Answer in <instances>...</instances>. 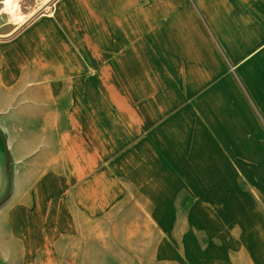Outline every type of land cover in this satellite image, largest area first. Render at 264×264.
<instances>
[{
  "label": "crops",
  "instance_id": "obj_1",
  "mask_svg": "<svg viewBox=\"0 0 264 264\" xmlns=\"http://www.w3.org/2000/svg\"><path fill=\"white\" fill-rule=\"evenodd\" d=\"M5 1L0 264H264V0Z\"/></svg>",
  "mask_w": 264,
  "mask_h": 264
},
{
  "label": "rangeland",
  "instance_id": "obj_2",
  "mask_svg": "<svg viewBox=\"0 0 264 264\" xmlns=\"http://www.w3.org/2000/svg\"><path fill=\"white\" fill-rule=\"evenodd\" d=\"M60 0H56L51 10ZM30 12H35L41 7L42 0H33ZM21 5V4H20ZM18 5L17 8L20 6ZM23 13V7L20 6ZM49 10L45 15L50 14ZM37 12V11H36ZM16 23L19 21L14 20ZM105 233H103V236ZM117 239H109L108 237H98L96 240L87 242H80V251L77 256H64L63 264H149L148 257L144 254H137V248L143 246L146 251L151 246L150 240L135 241L120 238L126 236L125 231L118 234ZM99 236V235H98ZM90 253V254H88ZM90 257V258H89Z\"/></svg>",
  "mask_w": 264,
  "mask_h": 264
},
{
  "label": "bare ground",
  "instance_id": "obj_3",
  "mask_svg": "<svg viewBox=\"0 0 264 264\" xmlns=\"http://www.w3.org/2000/svg\"><path fill=\"white\" fill-rule=\"evenodd\" d=\"M54 0H43V3H46V5H49L50 3H52ZM5 5H6V9H7V13H11L13 16V19L16 21H20V16L17 14V6L20 5V0H6L5 1ZM45 6V5H44ZM43 6V7H44ZM5 7V6H4ZM42 7V8H43ZM39 13V12H38ZM24 22V21H23Z\"/></svg>",
  "mask_w": 264,
  "mask_h": 264
},
{
  "label": "water",
  "instance_id": "obj_4",
  "mask_svg": "<svg viewBox=\"0 0 264 264\" xmlns=\"http://www.w3.org/2000/svg\"><path fill=\"white\" fill-rule=\"evenodd\" d=\"M0 39H4V38L0 37ZM6 157H7V164L9 166L10 165V162H11V158H10L9 152L7 150H6Z\"/></svg>",
  "mask_w": 264,
  "mask_h": 264
}]
</instances>
